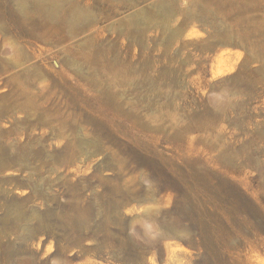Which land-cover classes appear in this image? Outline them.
Wrapping results in <instances>:
<instances>
[{"label":"rangeland","instance_id":"obj_1","mask_svg":"<svg viewBox=\"0 0 264 264\" xmlns=\"http://www.w3.org/2000/svg\"><path fill=\"white\" fill-rule=\"evenodd\" d=\"M0 22V264H264V0H0Z\"/></svg>","mask_w":264,"mask_h":264},{"label":"bare ground","instance_id":"obj_2","mask_svg":"<svg viewBox=\"0 0 264 264\" xmlns=\"http://www.w3.org/2000/svg\"><path fill=\"white\" fill-rule=\"evenodd\" d=\"M15 18H17L19 21H22V20H24L25 19V14H24V10H19L16 14H15V16H14ZM76 22H78V21H76ZM21 24H23V23H21ZM19 28V33L22 35H24V34H26V30H25V28L23 27V25H21V26H19L18 27ZM27 29V28H26ZM32 31V30H31ZM36 32V31H35ZM12 29H11V27L10 26H8V25H6L5 23H3V22H0V43H7V42H9V41H11V39H10V36L12 35ZM34 33V32H33ZM20 64V58L18 57V56H13V58H11V59H4V58H2V56H0V66H1V68L4 70V72H7L9 69H11L12 67H15V66H17V65H19ZM33 100V99H32ZM227 100L225 99V100H222V105H224L225 104V102H226ZM23 107H24V105H23ZM26 107V106H25ZM25 109V108H24ZM11 112V111H10ZM25 112V111H24ZM10 118V117H9ZM0 119H2V118H0ZM0 121H2V120H0ZM14 214V213H13ZM12 214V215H13ZM7 215H9V214H7ZM19 215H21V214H19ZM10 217H11V214L9 215ZM14 216V215H13ZM16 216V215H15ZM15 216H14V219H15ZM22 216V215H21ZM9 217V218H10ZM16 217H18V216H16ZM79 218H78V220H77V222L79 221V224H81V225H84V224H86V218H85V216L84 215H81V216H78ZM8 218V219H9ZM6 218H4V220L3 221H6L5 220ZM20 219V218H19ZM12 220H13V218H12ZM26 220V219H25ZM9 221H11V219H9ZM14 222L13 223H15V220H13ZM22 221H24L23 220V216H22ZM7 222V221H6ZM2 223V222H1ZM8 223V222H7ZM11 223H12V221H11ZM11 223H9V224H11ZM12 223V224H13ZM5 224V223H4ZM14 225H16V224H14ZM80 225V226H81ZM17 226V225H16ZM15 226V227H16ZM20 226H22V225H20ZM11 227V226H10ZM10 227H9V229H10ZM4 228H7V227H4ZM19 228H22V227H19ZM19 228H17L18 230H19ZM24 229V228H23ZM27 229V228H26ZM29 229V228H28ZM27 229V230H28ZM5 229H3V230H0V231H4ZM15 232V228H12V229H10L9 230V233L11 232ZM20 231V230H19ZM18 231V232H19ZM24 231H25V229H24ZM32 231H34L33 229H31V233H30V235H31V239L32 238H34V237H32V235H34V234H32ZM26 232V231H25ZM45 232V231H44ZM3 233H5L4 235H6V233H7V231H4ZM0 234H2V233H0ZM8 234V233H7ZM14 234V233H13ZM3 235V234H2ZM10 234H8V235H6V237L7 236H9ZM12 236V235H11ZM27 236H28V233H27ZM10 237V236H9ZM8 237V238H9ZM24 237V236H23ZM26 237V236H25ZM24 237V238H25ZM41 237V236H40ZM0 238H2V237H0ZM3 239V238H2ZM5 239V238H4ZM26 240H27V238H25ZM24 239V240H25ZM28 239H30V238H28ZM22 240H23V238H22ZM22 242V241H21ZM26 242V241H25ZM25 242H22L23 244H25ZM27 242H29V240L27 241ZM43 242V241H42ZM154 243V242H153ZM28 244V243H27ZM36 244V243H35ZM38 244H40L39 242H38ZM42 244V243H41ZM149 245V244H148ZM174 245V244H173ZM42 246V245H41ZM37 247H39V246H37ZM136 247H139V249H144V252H143V256L140 258V260L138 261V260H128L129 262H133L132 264H151L150 262H146V257H147V255H149L150 254V248L148 247V246H146L145 248L144 247H140V246H136ZM151 247V246H150ZM128 250V249H127ZM12 251V250H11ZM8 252V251H7ZM181 252V251H180ZM180 252H178V250H176V253H175V251L173 250V254H175V256H173V257H176L177 255H178V253L180 254ZM11 253V252H10ZM13 254H15L14 252H13ZM13 254H12V256H13ZM17 254V253H16ZM15 254V255H16ZM154 254V253H153ZM182 254H183V251H182ZM5 255V254H4ZM8 255V254H7ZM15 255H14V257H15ZM18 255V254H17ZM181 255V254H180ZM179 256V255H178ZM177 256V257H178ZM184 256V255H183ZM20 257V256H19ZM153 257V256H152ZM173 257H172V259H173ZM180 257V256H179ZM178 257V258H179ZM9 258V257H8ZM181 258H182V255H181ZM7 259V258H6ZM12 259V257L11 258H9V260H11ZM15 258H13V260H11V261H15L14 260ZM139 259V258H138ZM9 260H7V261H9ZM150 260V259H149ZM176 260V259H175ZM174 260V261H175ZM179 260V259H178ZM17 261V260H16ZM15 261V262H16ZM180 261H181V259H180ZM5 262H6V260H5ZM152 262V261H151ZM176 262V261H175ZM10 263V262H9ZM21 262H19L18 264H20ZM130 263V264H131ZM169 263V262H168ZM172 263V262H171ZM12 264V263H11ZM17 264V263H16ZM21 264H23V262L21 263ZM175 264V263H174ZM176 264H178L177 262H176Z\"/></svg>","mask_w":264,"mask_h":264}]
</instances>
